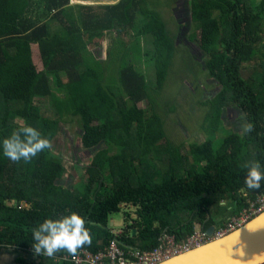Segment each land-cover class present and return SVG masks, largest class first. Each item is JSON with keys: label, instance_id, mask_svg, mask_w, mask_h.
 Masks as SVG:
<instances>
[{"label": "trees", "instance_id": "1", "mask_svg": "<svg viewBox=\"0 0 264 264\" xmlns=\"http://www.w3.org/2000/svg\"><path fill=\"white\" fill-rule=\"evenodd\" d=\"M152 2L0 0V252L11 248L34 256L31 230L75 212L92 237L80 250L97 253L113 238L109 218L122 207L120 241L152 251L165 236L179 243L198 230L224 226L264 194V181L259 189L244 183L245 164L258 161L264 168V0H189L195 32L189 40L202 50L204 62L197 63L219 89L200 102L207 109L201 126L207 139L191 143L185 154V143L168 139L155 103L179 47ZM36 4L49 23H39ZM56 24L61 27L52 31ZM113 33L122 37L121 62L110 81L104 64L118 54V43L106 49L105 61L88 45ZM143 36L153 46L156 90L136 67V56H144ZM45 102L56 117L43 112ZM230 110L254 130L228 131ZM68 117L77 118L78 138L91 158L74 164L78 178L72 186L63 181L64 157L51 147L28 163L4 155L3 140L20 128L31 126L52 143ZM229 200L231 209L221 205ZM217 206L227 210L221 218L212 212ZM65 254L34 257L38 264H73L55 261Z\"/></svg>", "mask_w": 264, "mask_h": 264}, {"label": "rangeland", "instance_id": "2", "mask_svg": "<svg viewBox=\"0 0 264 264\" xmlns=\"http://www.w3.org/2000/svg\"><path fill=\"white\" fill-rule=\"evenodd\" d=\"M119 1L120 0H91L89 2L92 4L89 5H111L116 4ZM151 1L153 2L149 5V7L152 11L157 12L162 17V19L167 23L170 35L175 40H177L176 38L179 27L177 26L175 14L172 11V7H174L176 0ZM79 4L80 2L73 1L69 5L77 6ZM35 8L37 9V14L42 16L44 12L43 5L36 4ZM54 14H56V12H54ZM41 19L39 22L40 24L44 22L49 23L47 22L49 21L48 16L44 15ZM60 27L61 26L57 24L53 25L52 31L58 30ZM194 33L195 32L193 28L192 35ZM133 34H136V32H133ZM200 34V32H196L197 42L199 41ZM121 39L122 37H117L115 33L111 35L107 34L103 39H93L92 43L88 45V48L93 55L100 59V61H105L106 59L104 57L107 55L106 49H108V47H110V45L113 43L117 44ZM127 42L129 41L127 40ZM181 44L182 43L179 45ZM141 45L143 47L144 56L142 59L140 56H136V67L146 75L147 81L151 83L152 89L156 90L157 86L155 72L153 69L154 65L151 59L153 55V46L151 44L150 38L143 36ZM179 45L177 46V48H179L171 64V72L169 73L166 84L161 92L155 93L154 98L157 111L164 119L168 139L175 145H182V143H185L182 148V153L185 154L187 153L188 146L191 143H200L207 139L206 134L201 130L202 122L207 109L200 107V102L206 99L204 97L216 94L219 87L217 86L216 82L207 79L205 72L198 65L195 57L191 53V50L187 48L185 49L184 46ZM115 46L117 48L118 54L115 53L112 56L113 59L107 64H104L105 68L108 69L106 72L110 81L113 78L112 72H114L115 69L119 67L121 62V59L118 57L121 54L119 50L120 45L118 43ZM126 46L131 48L132 45L126 43ZM92 61H94L93 58ZM244 72L248 74L249 69L245 68ZM172 105L175 106L176 112H170L169 106ZM42 106L45 108L43 109V112L47 116H57L54 114L50 102H45V105L42 103ZM139 106L141 108H145L146 104L143 102ZM229 112L230 114L227 113L228 115H226L227 117L225 122L228 131L242 133L241 122L244 121L242 116L239 117V115H237V113H235L233 110H230ZM79 132L77 118L68 117L67 121L62 124L61 132L51 143L52 151L54 153H60L64 157V165L67 169V172L63 181L68 185H71L74 182L76 183L78 178L76 176L77 172L74 170V164L79 162L81 165H86L91 160L88 151L81 146L77 135ZM221 133L222 131L218 132L216 137L218 138V134ZM223 208L224 207L221 206L214 207L212 212L221 218L223 213H226L227 211L223 210ZM124 213L125 212L122 207L121 211L110 216L108 223L109 229L115 231L123 229L126 224ZM222 219L224 218L222 217Z\"/></svg>", "mask_w": 264, "mask_h": 264}, {"label": "clouds", "instance_id": "3", "mask_svg": "<svg viewBox=\"0 0 264 264\" xmlns=\"http://www.w3.org/2000/svg\"><path fill=\"white\" fill-rule=\"evenodd\" d=\"M254 130L253 124L241 122L243 134ZM51 147V142L31 126H24L3 140V153L13 163L30 162L34 157ZM247 173L244 183L249 189H259L264 181V168L258 161L244 165ZM85 219L73 212L59 219H45L32 231L34 256L54 258L60 252L75 256L78 250L92 244L90 230ZM246 264H264V253L254 255Z\"/></svg>", "mask_w": 264, "mask_h": 264}, {"label": "built area", "instance_id": "4", "mask_svg": "<svg viewBox=\"0 0 264 264\" xmlns=\"http://www.w3.org/2000/svg\"><path fill=\"white\" fill-rule=\"evenodd\" d=\"M264 211V194L251 204L249 210H244L239 216L230 217L224 226L217 227L210 237L206 231L198 230L186 241L177 243L173 237L165 236L161 243L152 251H142L138 248L125 246L121 241L122 229L112 230L113 238L109 244L97 253L88 249L79 250L75 256L65 254L55 258L56 262L68 261L73 264H160L170 258L202 246L213 239L222 238L236 229L242 227Z\"/></svg>", "mask_w": 264, "mask_h": 264}, {"label": "water", "instance_id": "5", "mask_svg": "<svg viewBox=\"0 0 264 264\" xmlns=\"http://www.w3.org/2000/svg\"><path fill=\"white\" fill-rule=\"evenodd\" d=\"M80 3L92 4L89 1H80ZM215 228L216 226H211L206 231L210 237L215 233ZM5 253H11L8 255L11 260L12 255L18 259L25 257L21 250L2 249L0 264ZM260 253H264V211L228 235L213 239L160 264H246L247 260Z\"/></svg>", "mask_w": 264, "mask_h": 264}, {"label": "flooded vegetation", "instance_id": "6", "mask_svg": "<svg viewBox=\"0 0 264 264\" xmlns=\"http://www.w3.org/2000/svg\"><path fill=\"white\" fill-rule=\"evenodd\" d=\"M69 1L70 3L73 1L80 2V0H69ZM172 11L175 14V17L177 19V26L179 27L177 38H176L177 40L174 39L176 41L177 46L180 43H182L179 46H184L185 49L186 48L190 49L196 61L198 63H203L204 56H203L202 50L200 49L199 46H197L195 42H191L189 40V37L192 35V29H193L189 0H176L174 7H172ZM235 113H237L238 115L237 111H235ZM5 249L7 250L8 248H5ZM9 254L11 253H5L3 258L1 259V264H17V263L18 264H38L39 263V261L33 255H31L30 253H25V252H24L25 257L22 260L19 259L13 263V259L15 255H12L11 257L12 260H11L8 257ZM29 255L31 256L30 258L28 257Z\"/></svg>", "mask_w": 264, "mask_h": 264}, {"label": "crops", "instance_id": "7", "mask_svg": "<svg viewBox=\"0 0 264 264\" xmlns=\"http://www.w3.org/2000/svg\"><path fill=\"white\" fill-rule=\"evenodd\" d=\"M85 1H90V0H85ZM230 201L231 200H229V201H226V202H224L223 204H221L222 206H228V208H230L231 209V204H230ZM4 256V255H3ZM3 258V257H2ZM18 260V258H16L15 257V259H14V261H17ZM18 264V263H17Z\"/></svg>", "mask_w": 264, "mask_h": 264}, {"label": "bare ground", "instance_id": "8", "mask_svg": "<svg viewBox=\"0 0 264 264\" xmlns=\"http://www.w3.org/2000/svg\"><path fill=\"white\" fill-rule=\"evenodd\" d=\"M179 256V255H178ZM176 257V256H175ZM171 259V258H170ZM169 260V259H168Z\"/></svg>", "mask_w": 264, "mask_h": 264}]
</instances>
